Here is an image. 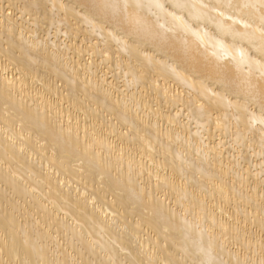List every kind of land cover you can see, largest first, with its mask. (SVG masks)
Segmentation results:
<instances>
[{
  "label": "bare ground",
  "instance_id": "bare-ground-1",
  "mask_svg": "<svg viewBox=\"0 0 264 264\" xmlns=\"http://www.w3.org/2000/svg\"><path fill=\"white\" fill-rule=\"evenodd\" d=\"M0 264H264V0H0Z\"/></svg>",
  "mask_w": 264,
  "mask_h": 264
}]
</instances>
